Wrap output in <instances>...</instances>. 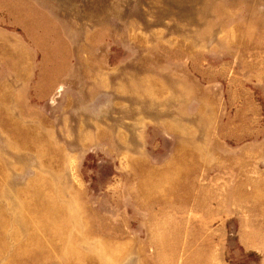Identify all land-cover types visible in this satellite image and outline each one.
I'll return each instance as SVG.
<instances>
[{
    "label": "rangeland",
    "instance_id": "rangeland-1",
    "mask_svg": "<svg viewBox=\"0 0 264 264\" xmlns=\"http://www.w3.org/2000/svg\"><path fill=\"white\" fill-rule=\"evenodd\" d=\"M205 262L264 264V0H0V264Z\"/></svg>",
    "mask_w": 264,
    "mask_h": 264
},
{
    "label": "bare ground",
    "instance_id": "bare-ground-1",
    "mask_svg": "<svg viewBox=\"0 0 264 264\" xmlns=\"http://www.w3.org/2000/svg\"><path fill=\"white\" fill-rule=\"evenodd\" d=\"M212 258H213V257H212ZM210 263H211V262H208V263L205 262V264H210Z\"/></svg>",
    "mask_w": 264,
    "mask_h": 264
}]
</instances>
